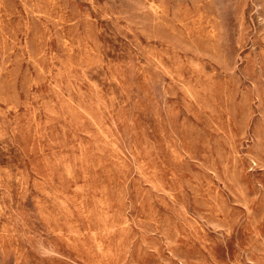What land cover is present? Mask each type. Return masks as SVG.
Wrapping results in <instances>:
<instances>
[{"label":"rangeland","instance_id":"rangeland-1","mask_svg":"<svg viewBox=\"0 0 264 264\" xmlns=\"http://www.w3.org/2000/svg\"><path fill=\"white\" fill-rule=\"evenodd\" d=\"M0 264H264V0H0Z\"/></svg>","mask_w":264,"mask_h":264}]
</instances>
